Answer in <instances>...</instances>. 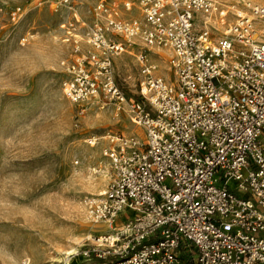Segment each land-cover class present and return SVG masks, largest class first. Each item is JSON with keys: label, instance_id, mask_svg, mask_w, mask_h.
<instances>
[{"label": "built area", "instance_id": "obj_1", "mask_svg": "<svg viewBox=\"0 0 264 264\" xmlns=\"http://www.w3.org/2000/svg\"><path fill=\"white\" fill-rule=\"evenodd\" d=\"M81 1L48 0L73 18L65 98L81 116L102 96L143 134L109 137L112 181L83 204L90 223L116 229L77 254L85 264H264V6L97 0L86 26ZM134 47L136 99L113 73ZM154 50L168 51L172 79L158 75Z\"/></svg>", "mask_w": 264, "mask_h": 264}, {"label": "rangeland", "instance_id": "obj_2", "mask_svg": "<svg viewBox=\"0 0 264 264\" xmlns=\"http://www.w3.org/2000/svg\"><path fill=\"white\" fill-rule=\"evenodd\" d=\"M215 1L264 6V0ZM96 3L79 4L86 26ZM72 19L54 12L48 0H0V264H85L77 253L116 229L90 223L83 202L112 181L111 162L103 156L109 137L141 136L143 129L102 96L81 116L65 98V68L75 56L63 25ZM138 53L134 47L113 62L117 85L132 99L142 79ZM150 57L158 75L172 79L169 54Z\"/></svg>", "mask_w": 264, "mask_h": 264}, {"label": "bare ground", "instance_id": "obj_3", "mask_svg": "<svg viewBox=\"0 0 264 264\" xmlns=\"http://www.w3.org/2000/svg\"><path fill=\"white\" fill-rule=\"evenodd\" d=\"M155 51H160V53H168V51H166V50H154V52H155ZM139 130H140V129H139ZM140 131H141V130H140ZM135 133H136V132H135ZM92 144L95 145L94 142H92ZM75 251H76V250H72L71 252H68L67 255H69V256L74 255V254H75Z\"/></svg>", "mask_w": 264, "mask_h": 264}]
</instances>
